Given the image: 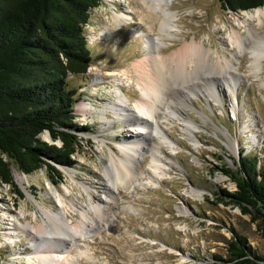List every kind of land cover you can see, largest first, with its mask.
Segmentation results:
<instances>
[{"label":"rangeland","instance_id":"374dc122","mask_svg":"<svg viewBox=\"0 0 264 264\" xmlns=\"http://www.w3.org/2000/svg\"><path fill=\"white\" fill-rule=\"evenodd\" d=\"M108 2L102 0L91 11L84 29L92 57L88 72L68 77L69 89L78 92L76 121L79 126L88 125L90 132L81 135L75 168L60 169L63 178H52L46 168L25 175L12 165L17 187L0 181V264H40L37 250L44 244L33 227L48 221V213L59 215L68 229L74 228L82 220V208L91 203L100 205L102 217L93 215L96 223L87 221L84 235L65 237L60 247L58 241L48 240L49 246L60 251L61 261L52 264H227L221 260L228 259L229 242L236 235L245 237L253 252L264 257V224L216 197L223 190H236L217 166L236 170L242 152L257 155L260 164L264 161V90L250 75L249 49L253 45L258 52L264 50L259 40L264 24L252 22L238 30L243 47H232L229 36L238 27V13L226 11L220 0L173 1L181 31L168 39L173 46L164 48V53L195 37L212 51L211 57L218 51L220 57L232 60L235 85L218 82L208 93L205 88L195 89V82L186 84L192 93L183 96L179 87L170 95L171 100L185 98V109L166 119L171 109L162 106L160 117L148 119L152 128L160 121L162 136L169 142L164 145L160 176L153 177V182L149 180L151 151H147L153 139L150 134L154 135L151 127L145 128L147 132L136 130L135 124L119 121L110 110L118 98L110 75L143 59V52L142 41L131 36L130 30H121L111 40L101 39L114 7ZM114 4L119 12L126 8L120 0ZM261 64L264 70V61ZM120 87L126 106L137 115L134 106L139 95L134 85ZM82 104H90L92 113L85 116L77 111ZM101 110H106L105 117ZM188 125L193 128L191 136L186 132ZM42 138L51 141L48 133ZM131 142L142 144L136 151L143 156L133 165L138 180L126 190H117L108 183L106 169L112 171V154ZM56 192L64 198L63 204Z\"/></svg>","mask_w":264,"mask_h":264},{"label":"trees","instance_id":"16d2710c","mask_svg":"<svg viewBox=\"0 0 264 264\" xmlns=\"http://www.w3.org/2000/svg\"><path fill=\"white\" fill-rule=\"evenodd\" d=\"M231 12L264 7V0H220ZM102 0H0V181L17 187L12 174L30 175L46 168L63 178L62 168H75L81 135L74 109L77 90L69 89L70 75L88 72L92 57L84 34L91 11ZM49 133L53 143L42 138ZM57 143H61L58 145ZM237 169L217 166L236 190L216 194L224 204L264 224V161L243 152ZM61 169V171H60ZM53 178V177H52ZM21 195V194H20ZM220 260V258H218ZM227 264H256L264 257L253 252L247 239L229 242Z\"/></svg>","mask_w":264,"mask_h":264},{"label":"bare ground","instance_id":"6f19581e","mask_svg":"<svg viewBox=\"0 0 264 264\" xmlns=\"http://www.w3.org/2000/svg\"><path fill=\"white\" fill-rule=\"evenodd\" d=\"M106 1L112 3L114 7H112V15L108 17V23L101 39L111 40L121 30H130L131 36L142 41L141 48L143 52V59L130 65L128 68L117 70L113 75H110L112 76V86L118 94V98L111 105L113 109L110 108V110L119 121L129 122L130 125L135 124L137 126L136 130L145 132V128L151 127L154 135L150 134L153 139L150 141L151 144L148 145L147 151H151L150 168L153 173L149 177V180L156 182L155 179L160 176L163 167L162 155H165L164 145L169 142L162 136L163 131L160 128V121H157L158 124L152 128V124L149 123L148 119L160 117L161 114L159 112L162 106L165 107L167 105L168 110L171 109V111L169 110V116H165L166 119H169L170 116L179 112H176V110L185 109L182 107L185 106L182 105L184 104L182 102L186 100L185 98L183 101V98H180L179 101L174 98L171 100L170 95L174 92V89L176 90L179 87L183 96H186L189 92L192 93L193 90L185 86L186 84L191 85L195 82L197 83V85L193 84L196 86L195 89L205 88L208 93H213L216 89L215 83L220 82L223 85L228 84V86L234 84L232 80L233 76L230 72L234 69L231 66L232 64H230L233 62L227 59L225 55L223 58L220 57L218 51L215 52L216 57H211L210 53L212 51L210 49L207 50L203 42H197L195 37L190 42L185 39L180 44V47L175 51L173 50L170 54L164 53V48L173 46L168 39H174V36H176L174 32L181 31L179 27L181 19L178 13L174 11V0H120L126 6L125 10L121 12L115 9L116 5L114 3L117 0ZM235 22L238 27L229 38L232 47L235 45L237 48L242 49L243 42L241 40V33L238 30L247 28L252 22H258L260 25L264 24V7L253 11L238 13ZM260 36V43L264 44V35ZM249 49L251 55L250 75L258 80L259 88L264 90V76L261 73V71H264L261 66V63L264 61V50L258 52L253 45ZM233 58L235 59V56ZM205 66H208V69L209 67L212 69L208 71L204 69ZM127 85H134L138 92L139 98L134 106L137 110V115H134V112L128 109L125 104L126 102L121 97V93L123 92L120 86L125 87ZM77 111L87 116L92 113V106L90 104H82L78 106ZM100 112L105 117L106 110H101ZM177 116L182 117L179 114ZM186 132H189L190 136L193 134L191 125L187 126ZM140 146L142 147V144L138 142L127 143L121 146L119 154H112L110 167L113 173L107 168L105 175L108 183L110 182L115 189L126 190L130 182L132 184L134 179L138 180V173L135 174V171L133 172V165L139 162L138 156L142 155L136 151ZM105 184V189L110 193V187L107 183ZM57 193L55 195L58 197V201L63 204L64 198L62 199V196L59 194L60 192ZM81 211L82 220L74 228L68 229L60 221L59 215H50L48 213L46 214L48 221H43L37 228L33 227V232L41 237V243L45 245L39 247L37 250L40 264H52L54 261H61V257L57 255L60 251L58 248L52 247V245L49 246L47 243L48 240L54 239L58 241L56 246L60 247L62 246L61 242L63 238H74L75 235H84L85 231H88L85 223L87 221L96 223L93 215L102 217L99 204L91 203L87 208H82Z\"/></svg>","mask_w":264,"mask_h":264},{"label":"water","instance_id":"95a60500","mask_svg":"<svg viewBox=\"0 0 264 264\" xmlns=\"http://www.w3.org/2000/svg\"><path fill=\"white\" fill-rule=\"evenodd\" d=\"M254 10H256V9H254ZM252 11V10H251ZM246 12V11H245ZM236 13H240V11L239 12H236ZM49 134V133H48ZM50 136V135H49ZM46 141H48V140H46ZM48 142H50V143H53V141L51 140V141H48Z\"/></svg>","mask_w":264,"mask_h":264}]
</instances>
